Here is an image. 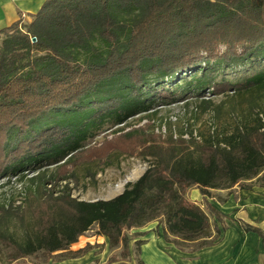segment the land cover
I'll list each match as a JSON object with an SVG mask.
<instances>
[{
	"label": "trees",
	"instance_id": "trees-1",
	"mask_svg": "<svg viewBox=\"0 0 264 264\" xmlns=\"http://www.w3.org/2000/svg\"><path fill=\"white\" fill-rule=\"evenodd\" d=\"M30 18L0 28V177L27 181L22 203L0 199V264L83 256L92 246L72 245L94 223L122 245L103 264H146L141 245L159 228L192 251L229 219L264 242V228L210 200L213 188H264V0H45ZM188 97L232 129L157 131L155 108ZM135 115L147 121L125 130ZM124 153L153 159L120 194H71L67 180L94 181Z\"/></svg>",
	"mask_w": 264,
	"mask_h": 264
},
{
	"label": "rangeland",
	"instance_id": "rangeland-1",
	"mask_svg": "<svg viewBox=\"0 0 264 264\" xmlns=\"http://www.w3.org/2000/svg\"><path fill=\"white\" fill-rule=\"evenodd\" d=\"M30 19V17L25 18L24 21H29ZM209 97L214 99V103L217 104L226 99L227 95L211 94ZM155 109L157 110L154 117L156 121L154 123H156L155 127L157 131H165V124L168 121H172L174 125H177V127L178 125L180 126L186 122H191L193 123L192 127L197 132H199V130L206 131L212 128H216L219 131L228 132L232 129L235 123V119L231 115V117L229 115L227 116L226 114H223L220 117L216 116L213 107L202 110V107L200 106V99L194 97H188L185 100H180L172 104H164ZM151 113L148 112L147 114ZM146 121L147 119L142 118L141 115H135L129 118L127 120V124L122 127L128 125L125 128V130H128L133 126V124L140 125ZM160 123L163 124L161 128L159 127ZM102 136L103 134L100 135L98 139L102 140ZM110 137H112V134H109L108 138ZM152 159L153 158L151 156L143 159L137 155H129L124 153L120 157L115 158L114 164L99 168L98 172L96 173V180L94 181L91 180L90 177L84 176V174L82 175L78 184H76L73 179L67 180L68 182L71 181L69 183L71 188L70 192L73 196L86 200L112 198L123 191L124 185L127 181L137 179L152 162ZM128 174H131L132 177L126 180L124 177H126ZM64 182L65 181L60 182L59 185H57L55 194L58 195L63 190ZM26 183V180L20 181L19 177L16 176L0 177V199L3 196L9 197L10 195H15V203H20L24 197L23 187L26 185ZM119 185H122V189L118 192H113L117 189V186L119 187ZM217 189L219 188L212 189V196L210 197L212 201H215L220 197L222 198L225 195L218 194ZM197 190H199L197 187L190 189L188 195L192 200H198L200 198V196H196ZM199 193L202 197L200 190ZM201 200L202 199H199L200 202H202ZM156 223V221L150 222L141 229H149L150 227L154 228ZM159 230L161 232V228H159ZM133 231L135 230L130 231L129 234H131ZM103 237H106L104 241H102ZM87 245L92 246V248L89 250L90 252L95 251L94 254L96 259L93 262L97 264H103L112 252L121 253L122 251L121 243L115 246L110 245L109 237L99 232L97 223H94L88 230L81 234L78 241L73 243L72 248L76 249L79 246L84 247ZM130 245L131 248L134 247L133 240H131ZM133 260L134 259H132V261ZM62 261L63 260H59L56 256L53 257L52 255V257H45L42 254L29 256L26 258V260H24L25 264H63L61 263ZM89 261L92 262V259L90 258Z\"/></svg>",
	"mask_w": 264,
	"mask_h": 264
},
{
	"label": "crops",
	"instance_id": "crops-1",
	"mask_svg": "<svg viewBox=\"0 0 264 264\" xmlns=\"http://www.w3.org/2000/svg\"><path fill=\"white\" fill-rule=\"evenodd\" d=\"M44 1L0 0V28L17 21L21 15L29 18L41 8ZM196 192V196L202 199L199 190ZM217 192L225 194L224 197L217 198L215 201L210 199L218 209L231 218H241L250 224L264 228V188L262 186L254 185L247 189L235 185L232 188H219ZM199 199L194 200L201 203ZM227 223V228L218 243L193 251L182 249L167 241L161 232L150 231L145 236L148 240L141 245V257L146 264H264V242L259 233L252 230L245 231L237 221L231 219ZM105 238L103 237L102 241ZM94 252L89 251L83 256L68 258L61 263L97 264L93 262L96 259ZM90 258L92 262L89 261Z\"/></svg>",
	"mask_w": 264,
	"mask_h": 264
},
{
	"label": "bare ground",
	"instance_id": "bare-ground-1",
	"mask_svg": "<svg viewBox=\"0 0 264 264\" xmlns=\"http://www.w3.org/2000/svg\"><path fill=\"white\" fill-rule=\"evenodd\" d=\"M132 176H131V174H128V175H126V177H124L126 180H128V179H130ZM122 189V185H119V187L117 186V189L116 190H114L113 192H118L119 190H121ZM112 192V193H113Z\"/></svg>",
	"mask_w": 264,
	"mask_h": 264
},
{
	"label": "water",
	"instance_id": "water-1",
	"mask_svg": "<svg viewBox=\"0 0 264 264\" xmlns=\"http://www.w3.org/2000/svg\"><path fill=\"white\" fill-rule=\"evenodd\" d=\"M36 38L34 37L33 40H35Z\"/></svg>",
	"mask_w": 264,
	"mask_h": 264
}]
</instances>
